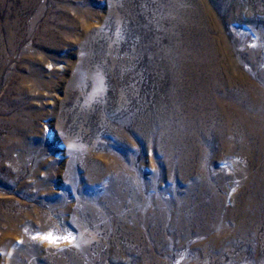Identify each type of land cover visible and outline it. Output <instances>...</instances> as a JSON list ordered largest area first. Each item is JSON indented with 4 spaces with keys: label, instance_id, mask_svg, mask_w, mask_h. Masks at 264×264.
<instances>
[{
    "label": "rangeland",
    "instance_id": "1",
    "mask_svg": "<svg viewBox=\"0 0 264 264\" xmlns=\"http://www.w3.org/2000/svg\"><path fill=\"white\" fill-rule=\"evenodd\" d=\"M0 264H264V0H0Z\"/></svg>",
    "mask_w": 264,
    "mask_h": 264
},
{
    "label": "bare ground",
    "instance_id": "2",
    "mask_svg": "<svg viewBox=\"0 0 264 264\" xmlns=\"http://www.w3.org/2000/svg\"><path fill=\"white\" fill-rule=\"evenodd\" d=\"M18 21V20H17ZM195 45V44H194ZM190 67V66H189ZM58 68V67H57ZM210 68V67H209ZM202 86V85H201ZM177 108V107H176ZM226 108V107H225ZM188 109V108H187ZM171 110V109H170ZM179 110V109H178ZM171 112V111H170ZM174 112V111H173ZM185 112V111H184ZM190 112V111H189ZM176 113V112H175ZM186 114V113H185ZM222 114H224V113H222ZM227 114V113H226ZM242 116V115H241ZM193 117V116H192ZM157 118V117H156ZM193 119V118H192ZM157 120V119H156ZM163 120V119H162ZM166 120V119H165ZM164 122V121H163ZM159 126H160V124H159ZM227 128V127H226ZM222 130V129H221ZM219 134H221V133H219ZM243 137H244V134H243ZM219 139H222L221 138V135H220V137H219ZM229 149V148H228ZM231 149V148H230ZM232 150V149H231ZM223 152V151H222ZM228 152V151H227ZM230 153V152H229ZM222 155H223V153H222Z\"/></svg>",
    "mask_w": 264,
    "mask_h": 264
}]
</instances>
